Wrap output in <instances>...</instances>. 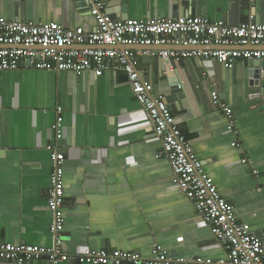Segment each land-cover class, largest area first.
<instances>
[{
  "label": "crops",
  "instance_id": "crops-1",
  "mask_svg": "<svg viewBox=\"0 0 264 264\" xmlns=\"http://www.w3.org/2000/svg\"><path fill=\"white\" fill-rule=\"evenodd\" d=\"M105 2L116 19L183 13L240 24L255 10L264 23V0ZM113 2L119 4L111 6ZM2 17L57 22L86 32L96 27L87 5L76 0H0ZM185 48L121 47L136 52L143 80L153 84L154 95L165 97L204 170L234 205L239 221L264 245V88L252 81L248 59L229 68L218 60L195 57L171 58L170 70L179 82L174 87L159 51ZM214 91L232 107L236 132L228 129L224 112L213 104ZM57 106L64 110V249L70 255L62 264H88L75 258L86 249H124L149 256L153 244L175 256L211 258L213 264L226 258L212 226L173 184L169 160L160 156L162 139L123 70L96 76L92 71L77 75L55 69H0V241L43 247L54 243L48 145L54 141L51 126ZM47 263L43 256L23 264ZM0 264L13 262L0 258Z\"/></svg>",
  "mask_w": 264,
  "mask_h": 264
},
{
  "label": "built area",
  "instance_id": "built-area-1",
  "mask_svg": "<svg viewBox=\"0 0 264 264\" xmlns=\"http://www.w3.org/2000/svg\"><path fill=\"white\" fill-rule=\"evenodd\" d=\"M96 18L91 32L83 28L67 29L57 22H33L0 18V69H55L81 75L92 71L96 76L106 71L123 70L136 99L148 115L155 133L162 139L160 156L172 167V182L185 193L212 231L227 256L217 264H264V245L260 236L250 232L240 222L234 205L221 193L212 177L204 170L203 161L177 125L176 118L163 95H154L152 83L143 80L136 67V52L121 47L182 46L187 49H161L163 58H202L218 60L232 68L239 59H264V23L259 22L255 10L240 24L207 17L182 14L176 17L116 19L107 11L105 0H84ZM81 45V48L73 47ZM215 46V47H211ZM189 47V48H188ZM212 102L222 109L228 129L236 132L232 107L212 92ZM62 106L56 108L51 128L54 141L48 145L53 170L48 211L52 217L51 247L34 244H12L0 241V258L13 264L46 256L47 264H62L70 260L65 251V153ZM264 114V107L262 109ZM233 146L238 143L234 141ZM247 161V158L243 160ZM259 174V170H255ZM76 260L88 264H213L211 258L175 256L160 244H153L151 254L124 249H86Z\"/></svg>",
  "mask_w": 264,
  "mask_h": 264
},
{
  "label": "water",
  "instance_id": "water-1",
  "mask_svg": "<svg viewBox=\"0 0 264 264\" xmlns=\"http://www.w3.org/2000/svg\"><path fill=\"white\" fill-rule=\"evenodd\" d=\"M78 5H86V2L84 0H76ZM119 4V2H113L111 3L112 5H116ZM120 6L116 7V10L119 11L121 9ZM123 11H125V7L122 8ZM121 11V10H120ZM183 14V13H182ZM178 16V15H177ZM123 19L127 18L126 15H122L121 16ZM166 64H167V69H168V75H169V79L172 82V85H174V87H178L179 82L176 78V74L175 72L170 70L171 67V58H165ZM249 67H250V75L252 77V81L255 84H262L263 88H264V59H254L251 58L249 59ZM263 93H264V89H263Z\"/></svg>",
  "mask_w": 264,
  "mask_h": 264
}]
</instances>
